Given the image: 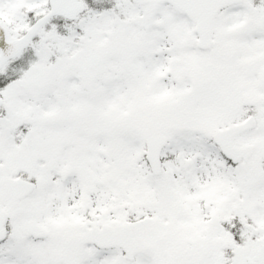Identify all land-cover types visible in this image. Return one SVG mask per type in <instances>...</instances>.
Masks as SVG:
<instances>
[{
  "label": "snow or ice",
  "instance_id": "snow-or-ice-1",
  "mask_svg": "<svg viewBox=\"0 0 264 264\" xmlns=\"http://www.w3.org/2000/svg\"><path fill=\"white\" fill-rule=\"evenodd\" d=\"M0 264H264V0H0Z\"/></svg>",
  "mask_w": 264,
  "mask_h": 264
}]
</instances>
